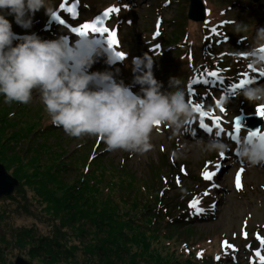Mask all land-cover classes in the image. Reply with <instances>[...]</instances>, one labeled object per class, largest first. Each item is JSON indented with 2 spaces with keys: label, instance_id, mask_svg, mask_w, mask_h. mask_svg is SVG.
Segmentation results:
<instances>
[{
  "label": "rangeland",
  "instance_id": "rangeland-1",
  "mask_svg": "<svg viewBox=\"0 0 264 264\" xmlns=\"http://www.w3.org/2000/svg\"><path fill=\"white\" fill-rule=\"evenodd\" d=\"M202 1L210 15L199 24L188 20L192 0H132L126 5L124 0H51L55 11L66 20V26L56 24L43 9L34 13L30 29L16 25L11 16L8 19L17 28L13 30L20 39L34 32L43 39L67 35L73 41L77 35L71 31L72 26L101 19L102 26L117 32L119 44L114 51H122L126 56L109 64L112 48L108 47L90 71L111 70L118 81L132 85V58L147 52L156 57L154 74L164 84V90H168L171 78L184 79L191 104H202L209 113L208 119L200 114V121L217 115L228 130V136L233 138L229 133L235 132L234 120L240 115L260 114L259 109L264 106L247 102L236 87L241 79L256 76V72L250 70L243 59L252 31L240 36L233 33V21L264 25V0ZM72 7L78 15L73 16L68 11ZM110 7L118 8L119 12L105 16ZM178 30L182 37H176ZM93 34L107 46L106 34ZM185 37L192 48L175 51L173 47L179 49L178 39L182 43ZM236 50H240L241 58L232 55ZM212 71L220 75L212 77ZM258 82L264 83V78ZM204 85L218 88L214 91ZM139 88L135 85L132 90L139 92ZM226 96L230 97L228 102L224 101ZM0 99V141L5 148L0 160L6 162L0 164L19 182L12 196L0 199V264H17L19 260L26 264H162L156 252L166 250L170 254L174 249L181 256L175 255L176 259H184L183 242L186 241L203 256H213V264H252L256 259L255 251L264 255V244L257 238H264V168L238 162L234 154L221 156L203 151L206 141L193 140L187 132L173 133L164 125L153 132L152 148L146 153L107 151L103 142L94 136L70 137L53 126L38 93L34 92L27 104L4 103L2 97ZM6 106L10 110L7 107L8 115L3 117ZM24 108L29 111L26 123L22 122L25 118L21 115ZM195 122L198 120L190 121L187 127ZM41 123L51 125L55 131L38 134ZM27 128L31 130L26 131ZM21 155L25 156V162L23 168L18 169ZM166 160L179 163L185 169L168 187L153 179V170L159 169L165 175L170 171V167L164 165ZM55 162L57 167H53ZM51 167L57 170L53 181L61 184L49 183L44 187L39 183ZM121 167L127 171L121 175L125 182L121 186L125 185L128 193L136 192L138 182L143 180L152 186L150 191L155 196L150 199L157 195L168 207L182 201L179 206L183 208H179L176 215L185 216L189 226L179 230L172 242L157 234L159 240L131 221L125 233L129 237L122 235L119 243L118 236L107 235L108 225L98 223L100 217L129 219L126 215L130 208L122 198L117 197L118 206L113 210L118 217L109 211L110 203L103 206L104 200L119 189L113 172ZM103 169L106 173L101 172ZM205 170L215 172L213 179L203 178ZM98 172L104 176L100 177ZM238 172L242 185L239 189L235 185ZM95 176L96 183L92 185L89 181ZM110 177H114V183H110ZM169 185L175 188L170 189ZM84 186L88 190L79 192ZM186 190L190 192L185 194ZM66 199L70 202L65 203ZM193 200L199 202L202 212L190 207ZM93 213L100 216L95 217ZM224 241L234 247L226 249Z\"/></svg>",
  "mask_w": 264,
  "mask_h": 264
},
{
  "label": "clouds",
  "instance_id": "clouds-1",
  "mask_svg": "<svg viewBox=\"0 0 264 264\" xmlns=\"http://www.w3.org/2000/svg\"><path fill=\"white\" fill-rule=\"evenodd\" d=\"M41 9L55 18L51 0H0V97L4 103L27 104L33 93H38L53 126L70 137L94 136L107 151L146 153L152 148L153 132L161 125L177 134L188 131L197 113L182 78H171L165 91L154 74L156 57L147 52L132 58V85L118 81L111 70L90 71L110 47L91 32L77 34L75 41L67 35L43 39L34 32L20 39L12 21L30 29L34 13ZM250 29L251 42L244 49L243 59L250 70L264 72V25L233 21L232 31L239 36L247 35ZM232 55L241 58L240 50ZM119 59L112 49L107 62L114 64ZM135 85L140 86L139 92L132 90ZM239 95L250 104H264V83H246ZM229 99L226 96L224 101ZM202 150L232 152L238 162L264 165V140L250 137L242 129L232 140L210 137Z\"/></svg>",
  "mask_w": 264,
  "mask_h": 264
},
{
  "label": "trees",
  "instance_id": "trees-1",
  "mask_svg": "<svg viewBox=\"0 0 264 264\" xmlns=\"http://www.w3.org/2000/svg\"><path fill=\"white\" fill-rule=\"evenodd\" d=\"M182 36H183V34L180 33V31H179V35H176V37H182ZM178 43H181L180 39H178V41L176 42V44H178ZM7 107L8 106H6V109H4L2 111L3 117L8 115L7 113H5L7 111ZM26 108L22 109V112H21V115H23L25 118V121H22L24 123H26L27 117L29 115V113H28L29 111ZM8 110H10L9 107H8ZM37 118H38V116H37ZM40 118H42V117H40ZM30 130L31 129L27 128L26 131H30ZM50 131H55V128H53L51 125H47V126L43 125L42 126V123H41L40 129L37 128L38 134L39 133H42V134L50 133V134H52L53 132H50ZM4 149H3V143L0 141V158L2 160H3L2 156H4V153H3ZM24 159H25V156L21 155V157L18 160V163H19L18 169L23 168L22 166H24V162H25ZM0 162H2V161L0 160ZM2 163H6V162H2ZM7 163H9V162H7ZM10 163L12 164V162H10ZM164 165L170 167V171H168L167 175H169L171 177V179L169 180L167 175L162 174V172L160 173L159 169H158V171L153 170V179L154 178L158 179V181H160L161 185H162V183H165V185L168 187L169 183H173V182L175 183L176 177L178 175H182L184 173L185 169L181 164H179V163L178 164L177 163L172 164V163L167 162V160L165 161ZM53 167H57L56 162H55V165ZM94 171H95V169L93 168V172ZM104 171L105 170L103 169L101 172L103 173ZM117 171H115L113 173H114L115 180H117V183H115V184H117L119 189L116 190L115 194H111V197L106 198L104 200L103 206L104 207L109 206V203H110L109 211L113 212V210L115 208H117V206H118L117 197L122 198L123 202L126 203L130 208V210L127 212V215H126V217L129 219L123 220L121 218L114 219L113 217H107L109 219L104 220L103 217H100L98 223L102 222V223L108 225L109 228L107 231V235L110 234L109 237L118 236V239H117V242H118L122 235H127V234H125L126 230L129 228L130 222L134 221L135 224H137V225L141 226L142 228L147 229L148 231L152 232L153 235H155L157 238H158V236H157V234H158L159 236L165 238L164 240H166L168 242H172L174 240L175 236L179 233V230L181 231L183 228H186V226H189L186 223V220H185L186 217L185 216L177 217V215H176L177 210L179 208L180 209L183 208V206H179V204L182 203V201H180V203H178V204H174L173 207H168L167 203L164 202V199L162 198V200H159L161 197L158 198L157 195H156V198L150 199V196H155L153 194V192L150 191L152 186H151V184H149L148 182L143 181V180H140L138 182L136 192L128 193V191H125L126 186L124 185V188H123V186H121L122 184L125 183L124 179L121 178V175L127 173V171L125 170L124 167H121L120 170H117ZM55 172H57V170H55L51 167L48 171V174H46V176H43V179H42V181H40L39 184L44 185V187H46L47 184H49V183H50V185L53 183H55L56 185H60L61 182L58 183L57 180L53 181V179H54L53 175H55ZM94 173H96V172H94ZM105 173H106V171H105ZM119 173H121V174H119ZM15 174L18 175L16 171H15ZM98 174L100 175V177L104 176L100 172H98ZM96 177L97 176H95V178H93L91 181H89V183L92 182V185L94 183H96V181H95ZM114 177H110V180H111L110 183H114ZM38 178H39V175H38ZM59 188H61V187H59ZM160 188H159V190H160ZM169 188L170 189L175 188V186L171 187L169 185ZM55 190L58 191L57 189H55ZM87 190H88L87 186H84L83 190H82V188H80L79 192L83 193ZM67 191H68V189L65 188V192H67ZM189 192H190L189 190H186L185 194H188ZM67 197L69 199H71V196H69V194L67 195ZM69 199H66L65 203H69L70 202ZM122 200H120V201H122ZM129 200H131V201L128 202ZM55 204H56V202H55ZM185 209H184V211H185ZM93 215L94 216L97 215L95 217H99L100 213H99V215L93 213ZM113 215L117 216L114 212H113ZM103 216H104V214H103ZM111 218H113V219H111ZM128 237L129 236L127 235V238ZM152 239H153V237H152ZM158 239L160 240V238H158ZM188 242L189 241L183 242V244H185V246H184V248H185L184 249V259L177 260L176 256L178 254L174 249L171 251L170 254L166 253V250H164V251L156 252L157 253L156 256L158 258L159 263L163 264L165 262L166 264H213V259H214L213 256L210 258H207L205 255L203 256L200 252H198L199 251L198 249L190 246V244ZM119 243H120V241H119ZM59 246H61V245L59 244ZM197 256L199 257L198 259H196ZM178 257H181V256L178 255ZM98 258L101 260V256H98Z\"/></svg>",
  "mask_w": 264,
  "mask_h": 264
},
{
  "label": "snow or ice",
  "instance_id": "snow-or-ice-1",
  "mask_svg": "<svg viewBox=\"0 0 264 264\" xmlns=\"http://www.w3.org/2000/svg\"><path fill=\"white\" fill-rule=\"evenodd\" d=\"M68 11L71 12L73 16L78 15V12L76 11L75 7L68 9ZM113 12H119V9L115 8V7H110L105 11L104 15L109 16ZM55 19L59 20V22L62 25H64L66 22L65 19H61V17L59 15H56ZM102 25H103V21L101 19L97 18L94 22H84V23L80 24L79 26H72L71 31L73 33H76V34H85V33H89V32L98 33L102 36H104L106 34V41H107L108 45L114 50L115 46H117L119 44L117 32L111 31L108 27L102 26ZM115 54L120 58H124L126 56V54L122 51H115ZM210 75L212 77H218L220 74L216 71H212V72H210ZM259 75L264 77V72H259ZM251 82H252V80L250 78L241 79L239 84L236 85V87L241 88L246 83H251ZM194 108H195L196 112L200 113L205 118H207L209 116V113L204 111V106L202 104H194ZM223 110L224 109H221V111H223ZM259 111H260V115L264 116V106L260 107ZM214 119H215V123H216V128L223 131L221 129L220 118L214 117ZM201 126L203 128H205L208 132L213 131V128L209 126V123H203ZM241 128H242L241 121L239 118H237V120L235 121V135L233 136V138L239 137V133L241 131ZM229 135H232V134L229 133ZM250 137H258L261 140H264V130H262V131H256V130L250 131ZM220 155L223 156L224 153H221ZM240 171L242 172L243 170L241 169ZM214 175H215V172H212V171L205 170L202 172V176L206 180H211ZM235 185H236L237 189L241 188V186H242L239 172L236 174V177H235ZM205 194H207V193H205ZM190 207L194 208L195 211H197V212L203 211V209L199 207V202L197 200H193L190 203ZM244 234L246 235V233H244ZM257 238L261 240L262 244H264V238H261L259 236H257ZM223 243H224V246L226 249L234 247V246L228 244L227 241H224ZM256 256L259 258V264H264V255H261V253L258 251L256 253Z\"/></svg>",
  "mask_w": 264,
  "mask_h": 264
},
{
  "label": "water",
  "instance_id": "water-1",
  "mask_svg": "<svg viewBox=\"0 0 264 264\" xmlns=\"http://www.w3.org/2000/svg\"><path fill=\"white\" fill-rule=\"evenodd\" d=\"M190 18L191 20L194 21H204L205 12L201 0H192ZM239 119L241 121L242 127L248 129H250L248 127L250 126V122L257 120L256 117H246V116H241L239 117ZM254 128H258V126H255ZM18 186H19V182L13 177H11L8 174L6 168L2 164H0V199L3 197L12 196ZM17 264H26V263H24L22 260H19Z\"/></svg>",
  "mask_w": 264,
  "mask_h": 264
},
{
  "label": "bare ground",
  "instance_id": "bare-ground-1",
  "mask_svg": "<svg viewBox=\"0 0 264 264\" xmlns=\"http://www.w3.org/2000/svg\"><path fill=\"white\" fill-rule=\"evenodd\" d=\"M244 15H246V16H247V15H248V13H244ZM244 15H243V16H244ZM251 79H252V78H251Z\"/></svg>",
  "mask_w": 264,
  "mask_h": 264
}]
</instances>
